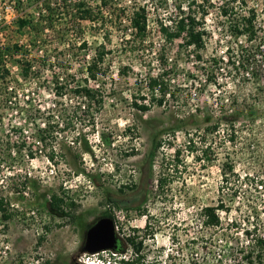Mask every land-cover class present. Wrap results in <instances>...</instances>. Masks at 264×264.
I'll return each mask as SVG.
<instances>
[{"label":"rangeland","instance_id":"obj_1","mask_svg":"<svg viewBox=\"0 0 264 264\" xmlns=\"http://www.w3.org/2000/svg\"><path fill=\"white\" fill-rule=\"evenodd\" d=\"M17 1L0 0L2 45L23 14L12 8ZM22 1L36 20L42 0ZM240 1L168 0L155 10L156 0H108L98 22L82 23L89 44L77 57L76 46L68 48L50 31V55L33 49L47 58L38 74L21 79L9 64L17 96L0 107V196L12 218L0 233V264H120L133 256L129 235L143 241L146 264H248L256 258L255 239L264 234V0H246L259 11L262 38L253 42L233 37L234 14L219 10L239 11ZM138 5L150 19L144 52L122 41ZM110 7L125 11L122 26ZM179 7L206 31L200 61L179 48V39L166 42L159 31L161 22L178 19ZM62 17L56 22L63 24ZM103 18L112 54L94 82L85 65L103 41ZM15 29L13 40L29 46L33 34ZM164 46L169 94L164 105L142 112L133 102L150 104L146 83L159 71ZM80 83L96 89L95 101L75 93ZM57 85H67L61 95ZM52 193L65 198L59 214L50 210ZM220 204L221 224H204L203 207ZM102 217L115 221L127 251L88 254V263H80L86 232Z\"/></svg>","mask_w":264,"mask_h":264},{"label":"trees","instance_id":"obj_2","mask_svg":"<svg viewBox=\"0 0 264 264\" xmlns=\"http://www.w3.org/2000/svg\"><path fill=\"white\" fill-rule=\"evenodd\" d=\"M32 4L34 0H30ZM99 1V3H97ZM42 0L39 4L42 9L39 11V16L36 20L27 15L26 9L24 10V1L18 0L15 4V8L18 12H23V14H18L17 18L10 24V42L7 45H2L0 43V107L5 106L9 102H13L12 99L16 97V91L11 83L17 81L12 75L13 71L9 64L16 65L19 69V76L21 79H30L35 73H39L40 67L44 66L47 62L45 55L36 56L33 55V49H39L46 53L48 57L51 53V41L47 37V33L52 31L54 36L63 43H66L68 48L73 51L74 56H78L82 50H85L88 46V40L84 38L85 30L82 23L85 21L98 22L99 20L96 16L99 13H103V6L107 8L108 0ZM155 10L164 6V3L168 0H156ZM242 2L241 10L237 11L235 8H230V11L224 6L219 8L220 13L227 15L228 12L234 14V21H230V34L236 39L244 38L245 41L253 42L262 37H260V26H259V11L254 7H250L246 0ZM22 4V6H21ZM20 5V6H19ZM180 10L178 19L172 21L170 24L164 22L160 23L159 31L162 34L166 42H173L179 39V48L186 50L187 53L195 55L199 61L203 59L202 50L205 49V29L201 26L200 21H196L192 13L184 15V11ZM20 10V11H19ZM115 8L110 7L109 11L112 12V16L117 18L119 26H122V14L125 12L122 9H118L114 13ZM236 10V11H235ZM263 10V9H262ZM208 10L203 8L202 17H205ZM62 14V23H57L56 18ZM106 19H102L101 27H104L105 31L103 33V41L95 45V55L87 61L85 65V71L87 72V77L89 80L98 81L100 74H105L108 66H106V61L108 57L112 54V49L110 47V30L108 28ZM60 24V25H59ZM95 24V23H93ZM98 30V26L92 25ZM15 28L17 31L22 32L23 29H28L33 37L29 43V46L24 47L20 42L14 41ZM130 28L131 32L126 40L123 38L125 46H129V50H139L142 52L146 50L145 43L149 37V22H148V12L146 7L143 5L134 6L132 13L130 15ZM71 35L78 36V43L72 42ZM180 48V49H181ZM264 48V47H262ZM261 50V49H260ZM244 49H242V52ZM71 56V58H74ZM157 62L160 65L159 71L155 75H150L146 83V87L150 91V104L143 102L134 101V107L142 112L150 110L151 105L157 104L162 106L166 102V96L169 94L170 84L168 83L167 76V49L166 46L162 47L157 56ZM61 59V58H60ZM60 59H56L60 61ZM63 59V58H62ZM248 60V57L246 58ZM70 62V61H69ZM244 63V59L242 60ZM240 63V61H239ZM245 65V64H244ZM38 68V69H37ZM38 70V71H37ZM209 78V77H208ZM210 79V78H209ZM67 87V85H57V94H62V90ZM75 93L85 98L88 101L96 100L97 91L89 85H84L82 83L74 87ZM100 102L102 101L99 100ZM1 117V116H0ZM255 119V118H254ZM235 135V131L233 132ZM161 145V142L157 143V147ZM90 150L89 147L85 148ZM31 157H34L33 153H30ZM52 158V157H51ZM1 166V163H0ZM233 170V165L229 166ZM225 174H227L225 172ZM167 177L161 176L158 178L160 185L166 182ZM65 198L60 196L58 193H52L50 197V210L53 214H59L63 212L62 205L65 204ZM73 205V203H70ZM224 208L223 204L216 206H206L203 207L201 216L203 217L204 224L210 227H217L221 224L220 216L217 213L218 209ZM12 218V212L9 209L8 203L4 196H0V233L7 230V222ZM150 221L147 222L146 227L149 226ZM137 236H129L126 238L130 246L132 247V253L128 258L124 257L120 259V264H146V258L141 253L143 241L138 240ZM257 247L259 249L254 250L255 259H250L248 264H264L262 262L263 252H264V238L257 237L255 239ZM127 251L124 243L118 241L117 253L123 255ZM249 255L251 253L249 252ZM252 257V255H251Z\"/></svg>","mask_w":264,"mask_h":264},{"label":"water","instance_id":"obj_3","mask_svg":"<svg viewBox=\"0 0 264 264\" xmlns=\"http://www.w3.org/2000/svg\"><path fill=\"white\" fill-rule=\"evenodd\" d=\"M119 237L116 234L114 220L110 217L99 218L86 232L85 244L81 252L95 254L102 251L118 250Z\"/></svg>","mask_w":264,"mask_h":264},{"label":"built area","instance_id":"obj_4","mask_svg":"<svg viewBox=\"0 0 264 264\" xmlns=\"http://www.w3.org/2000/svg\"><path fill=\"white\" fill-rule=\"evenodd\" d=\"M13 8V7H12ZM14 9V8H13ZM6 22H8L9 23V21H6ZM148 22H149V27H150V19H149V15H148ZM164 23H166V24H170V23H172V21H168V22H166V21H164ZM160 26V25H159ZM95 55V49H94V52H93V56ZM219 210V209H218ZM217 210V213H218V215L220 216V214H219V211ZM221 219V218H220ZM114 223H115V221H114ZM204 223V222H203ZM147 224V223H146ZM146 224H145V226H146ZM115 227H116V223H115ZM218 227V226H217ZM217 227H212V228H217ZM130 236V235H129ZM128 236V237H129ZM259 236V235H258ZM259 237H262V238H264V234H260V236ZM103 252V251H102ZM116 253V252H115ZM89 253H86V252H84L83 254H81L79 257H78V261L80 262V263H88V257H86L87 255H88ZM119 254V253H118ZM121 255V254H120ZM121 256H124V254L123 255H121ZM126 257V256H125Z\"/></svg>","mask_w":264,"mask_h":264}]
</instances>
